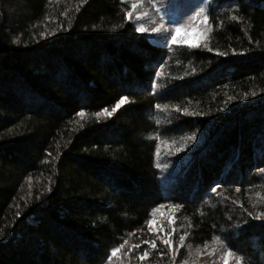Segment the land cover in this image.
Segmentation results:
<instances>
[{
    "label": "trees",
    "instance_id": "trees-1",
    "mask_svg": "<svg viewBox=\"0 0 264 264\" xmlns=\"http://www.w3.org/2000/svg\"><path fill=\"white\" fill-rule=\"evenodd\" d=\"M134 2L0 0V264H264V0H200L196 47Z\"/></svg>",
    "mask_w": 264,
    "mask_h": 264
},
{
    "label": "rangeland",
    "instance_id": "rangeland-1",
    "mask_svg": "<svg viewBox=\"0 0 264 264\" xmlns=\"http://www.w3.org/2000/svg\"><path fill=\"white\" fill-rule=\"evenodd\" d=\"M154 4L155 7H153ZM156 8L160 9L158 13ZM140 13H147L148 15L137 20ZM160 17H163V21ZM129 20L136 26L142 24L147 30L143 33L160 45L169 44L168 41L171 40L172 33L177 26L184 28L186 31L177 35L176 41L172 44L198 45L202 36L194 35L193 29L198 28L203 34L206 30L205 23L202 22L200 0H142L137 3L135 9H132ZM161 23L164 27L161 28L160 33H152L151 30L160 26ZM158 168L161 172L166 171L162 164L158 163ZM159 218H167L164 211L160 213ZM156 222L157 227H164V221L158 220ZM228 252V249L222 246L221 243L198 249L190 248L186 262L183 264H242L236 254H233L230 258L227 257ZM128 256L127 254L117 256L113 264H129Z\"/></svg>",
    "mask_w": 264,
    "mask_h": 264
},
{
    "label": "snow or ice",
    "instance_id": "snow-or-ice-1",
    "mask_svg": "<svg viewBox=\"0 0 264 264\" xmlns=\"http://www.w3.org/2000/svg\"><path fill=\"white\" fill-rule=\"evenodd\" d=\"M137 3H138V0H136V2H134V3L131 5V8H132V9H135V8L137 7ZM153 7H155V4L153 5ZM156 11H157V13H158V12L160 11V9H159V8H156ZM147 15H148L147 13H140V14L137 16V20H140L141 18H143L144 16H147ZM126 16H127V17H130V16H131V12L126 13ZM160 19H161V21H163V17H160ZM202 22L205 23V24H207V22H208V16H207V15L204 16ZM163 27H164V25H163V23H161L160 26L153 28L151 31H152V33H160V30H161V28H163ZM136 31H137V32H141V33H143V32H145V31H147V30H146V29L144 28V26L141 24V25H139V26L136 27ZM183 31H186V30H185L184 28L180 27V26L175 27V30H174V32L172 33V36H171V40L168 41V43H169L170 45H171L172 43H174V42L176 41L177 35H179V34H180L181 32H183ZM193 34H194V35H198V36H203V33L200 32V30H199L198 28H194V29H193ZM189 46H190V47H196V46H198V45H196V44H190ZM126 99H127L126 97L123 98V99H121V100L119 101V104H117L116 107H119L120 105L124 104ZM114 110H115V109H113V111H114ZM105 111H107V110H105ZM81 115H83V113H81ZM214 190H215V189H213V191H214ZM237 191H239V189H237ZM255 218L259 219L260 217H255ZM151 223H152V222L149 221V224H151ZM173 231H174V229H173ZM180 239H181V241H183V240H184V236H181ZM162 242H163L165 245H170V240L167 239V238L163 239ZM145 243H150V244L152 245V247H155V242H154V241H145ZM136 247H138V246H136ZM113 255H115V251L113 252ZM147 255H148L147 252H145V253L140 257V259L143 260ZM232 255H233L232 251L229 250V252L227 253V257L230 258ZM241 259H243V258L241 257Z\"/></svg>",
    "mask_w": 264,
    "mask_h": 264
}]
</instances>
